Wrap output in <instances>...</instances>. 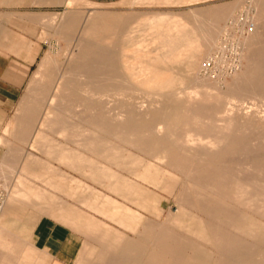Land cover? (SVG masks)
<instances>
[{
	"label": "bare ground",
	"instance_id": "1",
	"mask_svg": "<svg viewBox=\"0 0 264 264\" xmlns=\"http://www.w3.org/2000/svg\"><path fill=\"white\" fill-rule=\"evenodd\" d=\"M257 2L259 24L243 40L248 51L242 54L245 63L222 93L211 91L209 87L213 84L206 76H199L197 70L203 54L217 45V20L226 7L193 12V17L213 19L202 20L197 26L184 16L167 13L136 20L134 30L122 29L121 19L102 14L84 21L75 49L69 51L73 113L78 102H86L88 108L99 105V99L90 96L91 91L101 90L104 81L111 77H123L145 88L172 90L169 95L161 94L158 107L149 106L146 114L128 94L129 98L120 100L124 114L117 121L102 116L101 112L98 119L95 114L88 118L112 128L116 125L120 137L144 152L145 157L137 160L145 166L148 183L165 187L152 178L175 179L165 172L167 168L154 162L157 160L185 179L175 198L177 211L161 221L147 218L130 205L121 213L122 202L105 194L106 204L113 210L111 219L131 234L104 224L101 232L104 248L94 264H209L210 249L196 236L211 239L218 252L210 261L213 264H264V255H259V240L246 242L243 238L246 229L237 226L248 209L264 216V120L241 115L235 109L246 97L264 101V0ZM121 43L136 46L127 49ZM127 52L132 54L130 61ZM51 60L52 52H46L41 72ZM176 63L191 75V83L201 99L190 103L175 94L166 66ZM83 85L89 96L77 95ZM117 89L129 91L131 87L120 84ZM171 101L175 105L169 108L166 104ZM155 170L164 172L158 174ZM114 175L115 178L105 182L106 187L118 195L134 191V203L146 209L151 190L133 177L119 172Z\"/></svg>",
	"mask_w": 264,
	"mask_h": 264
},
{
	"label": "rangeland",
	"instance_id": "2",
	"mask_svg": "<svg viewBox=\"0 0 264 264\" xmlns=\"http://www.w3.org/2000/svg\"><path fill=\"white\" fill-rule=\"evenodd\" d=\"M257 1L258 0H132L118 4L105 5L88 3L83 0H72L70 5H67L64 0H26L24 4L20 2V9L15 10L13 7L18 3L17 0H0V7L5 8L4 10H0V51L18 53L19 51L16 49L17 46L14 44L16 42H28L41 45L39 57L33 66L29 79L23 87L22 99L33 87V82L31 83V80L38 68L41 56L44 52L50 50L53 54V60H57L58 66L56 64V66L53 65L48 69L45 76L38 78L40 80L35 83L34 87L38 89L41 87L45 88L46 90L44 93L47 95L51 94L54 85H56L54 81L58 72L60 80L57 82L58 86L55 87V89L59 87V91L55 94L56 98L53 102H50V104L59 115L67 117L69 121L77 123L74 124V126L72 125L73 127L71 123H67L63 127L51 124L50 120L56 113H49V111H47L46 102L48 98L44 96L39 108L32 116V123L30 124L27 135H24L23 138H15L13 133L14 125L11 123L10 130L5 131V134L8 135L7 137L9 138V146L6 145L7 143L3 144V141L0 140V144L2 143L0 147V158L2 159V157L7 155L10 149L11 152L8 153V158H12L11 160H13L11 163L8 162L5 166L0 162L2 166L0 167V176H2L0 181L7 187L9 192L6 204L12 195H17L14 201H12L14 208L10 211L8 219L4 222L3 236L13 240L22 238L24 247L27 250L22 254L17 253V258H21V256L25 255L29 257L26 264H43L44 258L39 257L31 246L30 237L28 235V224L31 220H36L40 215H50L66 223L79 234L81 242L72 264H94L97 255L104 248V244L101 242L102 225L97 227V223L95 222L96 224L94 226L93 220H97L101 224L113 226L112 228L118 227L122 231L130 233L127 229L120 227L111 219L113 210L106 204L105 194L114 196L122 202L121 207H123V209L121 208V213H124L126 205H130L145 214L147 218L161 221L168 219L170 215L177 211L175 198L179 188L184 183L185 179L183 175L166 167L163 161L157 160L154 162L158 163L163 168H167L165 172L175 176V179L172 180L166 177V180H163L161 177L152 178L153 180H158L160 185L165 184V187L164 185L162 187L154 183H148L146 181L147 175L145 166L140 165V161H138L140 158L145 157L144 152L120 137V131L116 125L112 128L102 122L104 125L103 128L101 124H94V122L97 123V121H89L88 118V116L95 114L96 119H98V116L101 114L109 119L114 118V120L117 121V119L124 114V108L120 107V100L129 98L127 96L128 94L131 95V101L140 107L139 109L143 114H146V109L149 106L153 108L158 107L159 103H157V100L162 99L163 96L168 93L171 94L173 92L172 90L167 91L164 88L159 89L157 86L145 88L143 86H137V82L127 81L123 77L121 79L118 77H111L104 81V86L101 90L91 91L90 96L94 99H99V105H93L88 108L86 102H78L74 104L75 110L73 113V92L69 88L68 81L70 67L69 55L70 52L75 49L77 38L83 30L84 19L87 14L94 12L87 17L86 22L93 18L96 19L99 14H108L119 18L125 17L126 20L125 24H122V29L129 28L134 30L137 28L135 23L136 20L157 13L184 16L188 21L194 24V26H197V23L202 20L211 22L213 19L208 16L193 17V12L199 13L203 9L209 7L224 6L226 7V11L217 20V37L219 40L227 20L234 17L240 11H246L251 15L255 23L254 28L257 27V24H259V2ZM69 15H72L73 18L69 19ZM114 17L111 18L114 19ZM143 44L147 43L144 42ZM121 46L127 49H133L136 44L121 43ZM148 46H150V44H148ZM243 46V53H247V42L243 43ZM215 47L213 46L211 50L203 54L200 58V65L204 58L209 55ZM127 53V61L132 60V54L129 52ZM244 63L245 57L242 56L241 67ZM200 65L197 74H199V76H204L200 72ZM240 69H238V71ZM166 70L173 79L172 88L176 95L190 103L202 98L197 92L196 87H194L195 85H192V77L186 73L183 65L176 63L170 66V64H168ZM234 74L226 76L222 82H217L215 79L207 77L211 84H213V87H209L210 90L213 92H225L229 82L235 77ZM178 78L180 79L177 80ZM81 80L84 79L81 77ZM180 80L181 82H179ZM120 84L130 85L131 90L117 89ZM83 86V89L80 88L77 95L87 94V96H89L85 90V85ZM161 94L163 95L162 97ZM22 99L17 101L13 107L11 121L18 115L17 112H20L18 107ZM204 102L206 101L204 100ZM174 105L175 103L173 101L167 102L166 104L169 108ZM235 109L237 112L239 111L241 115L248 114L257 119L264 120V101L258 97L244 98ZM41 121L44 123H41ZM87 121L91 122L88 126L82 124ZM72 132H74V134ZM86 132H89L91 136L95 134L104 137L102 149L96 150L82 143L81 137H83V133ZM28 153H31V156L34 157L30 158ZM29 160H34L32 166L27 164ZM88 161L105 165L104 182H106L108 178H115L114 174H118L119 172L131 178L133 177L132 179L148 187L152 192V196L151 199L148 200L147 208H142L134 203V199H136L134 191L131 190L123 193V195H118L106 187V185L100 184L98 181L89 177L86 171V164ZM129 166H132L133 170L129 171ZM56 171L66 176L72 175L79 178L93 185L100 191L99 193H94L93 189H91L90 208L71 195L72 190H70V188L73 189V186H75L73 182L70 184L71 187L66 185L65 182L63 183L64 185L61 184V182L55 185ZM156 172L160 174L164 171L155 170V173ZM100 174L99 172L97 176L99 177ZM75 194L76 197H79L81 193L77 192ZM86 216H90L91 219H93L90 222L91 225L87 223ZM124 219L126 222H129L128 216H125ZM237 226L240 229H246L247 233L243 236L246 242L259 240L261 244V253H259V255H264V216H260L257 212H254V210L248 209L246 210V216H244L242 220L237 221ZM176 229L186 231L180 227H176ZM188 230H190V227L187 231ZM196 237L203 245L205 244L206 247L210 249L207 250V254L211 256L209 257L210 261L218 255V252L211 244V239L204 240L199 236ZM191 253L193 252L188 251V254ZM209 259L205 262H208ZM210 261L209 264H213V262Z\"/></svg>",
	"mask_w": 264,
	"mask_h": 264
},
{
	"label": "crops",
	"instance_id": "3",
	"mask_svg": "<svg viewBox=\"0 0 264 264\" xmlns=\"http://www.w3.org/2000/svg\"><path fill=\"white\" fill-rule=\"evenodd\" d=\"M26 0H17V4L13 7V9L18 10L20 9V2L23 4ZM41 1H49V0H41ZM67 5H70V2L72 0H64ZM88 3L93 4H105V5H112V4H118L123 2H128L132 0H83ZM5 8L0 7V10H4ZM94 13V12H93ZM93 13L87 14L86 18ZM95 13H101V12H95ZM104 14V13H103ZM108 17H114L112 15L105 14ZM73 16L69 15V19H72ZM84 19V21L86 20ZM115 19H121L123 23L125 24L126 18H119L114 17ZM123 19V20H122ZM16 49L19 51L18 53H9V52H3L0 51V140L3 141V144H6L9 146V138L8 135L5 134V131H9L11 128V123H13V133L15 138H23L24 135H27L28 129L30 127V124L32 123V116L36 112V110L39 108L41 100L44 96H47V108L50 112L56 113L55 116L52 117L50 120L51 124H55L57 126L63 127L67 123H71V126L75 123L74 121H69L67 117H62L59 115L56 110L53 109V106L50 104V102H53L56 98L55 94L59 91V87H57V82H59V74L57 72L56 79L54 83L53 91L51 94L47 95L44 93L46 90L45 88H36L35 83H37L43 76L46 75V72L48 69H50L53 65L58 66L57 60H51L46 65L45 69L41 72L40 71V64L42 61V58L44 57L46 52H49L50 50H47L43 53L41 56V59L38 63V68L35 71V74L31 80V83L33 85L32 89L29 90L28 94L25 95V97L22 99V91L23 87L25 86V83L29 79V76L31 74V71L33 70V66L37 61V58L39 57V53L41 50V45H35L28 42H16ZM69 49V48H68ZM57 68V67H56ZM22 99V101L19 104L18 110L20 112H17L18 115H16L12 121H11V112L17 101ZM54 110V111H53ZM41 123H44L41 121ZM91 122L87 121L85 124L88 126ZM79 124V123H78ZM94 124L102 125L104 128L103 123L97 122ZM72 126V127H73ZM87 129V128H86ZM89 129V128H88ZM74 134V132H72ZM82 143L85 146H90L96 150L102 149V146L104 145V137L99 135H90L89 132L83 133V137H81ZM5 141V142H4ZM106 145V144H105ZM2 146V143L0 144V147ZM106 149V148H105ZM10 150V149H9ZM7 152V155L0 158V162L3 163V165H7V163H11L12 158H8V153L11 152V150ZM30 155V158L34 157L31 156V153H28ZM67 156V155H66ZM64 156V157H66ZM34 160H29L27 164H30L32 166ZM71 164V163H70ZM0 167H2L0 165ZM86 171L88 172V176L92 179L98 181L100 184L105 185L104 178H105V165L103 164H96L89 162L86 164ZM101 173L98 177L97 174ZM1 173V172H0ZM56 182L55 185L63 184L65 182L66 185L72 184V182L75 184L73 186V189L70 188L71 195L75 198H77L81 203L86 204L90 208V191L93 189L94 193H99L100 191L94 187L91 184H88L84 181H82L79 178H76L74 176H66L65 174L61 172L56 171ZM0 179H2V176H0ZM69 180V181H68ZM69 182V183H68ZM64 185V184H63ZM77 192H80L81 194L79 197H76ZM17 195H12L10 199L8 200L7 204L5 201L4 207L2 209V212L0 213V264H26L29 257L23 255L21 258H17V253H23L26 252V248L24 247V243L22 238H18L17 240L13 239H7L3 236L4 232V222L8 219V216L10 215V211L14 208V205L12 201H14V198ZM87 217V216H86ZM91 219L90 216L87 217V223L91 225ZM94 226L97 223V227H100L102 225V229L104 224L100 223L99 221H92ZM96 222V223H95ZM28 235L30 237L31 246L35 253L39 257L44 258L43 264H72L75 260L76 254L79 250L81 239L79 237V234L71 228L66 223H63L57 219H55L53 216L50 215H40L36 220H31L28 224Z\"/></svg>",
	"mask_w": 264,
	"mask_h": 264
},
{
	"label": "built area",
	"instance_id": "4",
	"mask_svg": "<svg viewBox=\"0 0 264 264\" xmlns=\"http://www.w3.org/2000/svg\"><path fill=\"white\" fill-rule=\"evenodd\" d=\"M254 20L246 11L231 17L213 51L201 63L202 75L222 82L226 76L234 74L241 67L243 40L254 28ZM234 33V35H233ZM8 189L0 181V211L8 197Z\"/></svg>",
	"mask_w": 264,
	"mask_h": 264
}]
</instances>
